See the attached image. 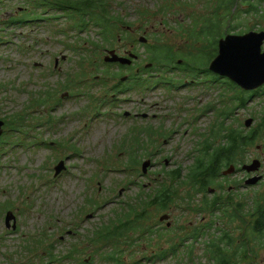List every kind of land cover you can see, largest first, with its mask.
Here are the masks:
<instances>
[{
	"label": "rangeland",
	"instance_id": "374dc122",
	"mask_svg": "<svg viewBox=\"0 0 264 264\" xmlns=\"http://www.w3.org/2000/svg\"><path fill=\"white\" fill-rule=\"evenodd\" d=\"M105 1L126 21V26L120 25L115 33L111 47L99 34L98 26L89 22L80 30L63 13L58 20L26 23L1 32L0 118H21L17 119V129L5 122L0 136V264H104L96 250V233L104 231L111 220L115 222L122 213L121 206L135 205L141 193H153L161 182V171L191 165L205 139L223 142V137L216 139L213 135L221 122L226 128L248 132L263 117V93L247 91L243 94L246 104L239 106L233 102L240 89H231L224 79L209 75L192 77L186 71L167 67L165 85L148 90H123L125 86H119L131 85L128 78L137 67L147 79L164 73L163 67H151L153 63L144 68L152 62L150 50L155 47L163 45L183 54L198 51L200 45L195 48L186 41L181 26L187 25L185 20L192 22L208 15L206 7L211 2L214 5V0H187L192 3L184 6L179 1L185 0ZM165 2L173 6L162 11ZM21 10L18 0H5L0 4V18L19 15ZM237 21L233 25L240 28L231 33L264 31V22L258 16L243 13ZM108 50L139 58L122 68L104 60ZM76 71L85 74L73 85L75 92L63 88L65 74ZM125 75L127 80L121 81ZM172 80L176 82L168 89ZM50 90L56 92L52 99L59 100L38 104L37 99ZM227 108L234 111L224 117L222 112ZM250 118L253 122L247 127L245 122ZM149 126L158 129L156 142H146L145 150L136 147V153L124 149L130 136L139 133L137 127ZM139 137L149 140L143 133ZM239 159L232 164L241 170L223 175L229 166L223 168L215 182L219 186L210 188L211 195L221 192V184L238 196L242 192L252 195L264 185V138L248 146ZM255 159L261 162L260 169L253 173L242 169ZM61 163L62 170L56 176L55 167ZM253 175L260 176L259 181L247 185L245 180ZM202 198L203 193L195 195L191 207L175 200L165 210L147 202L138 205L139 211L144 206L146 224L170 231L162 237L155 234L146 249L143 239L128 230L126 237L117 241L124 249V264H210L206 241L212 231L208 228L204 229L207 235L187 242L192 245L191 256L185 245L176 255L150 257L152 250L168 248L172 243L168 239L188 240L190 231L210 221L209 214L192 210ZM9 211L16 217L15 228L13 220L10 227L6 226ZM165 214L169 219L161 221ZM157 228L153 227L155 233ZM132 241L135 244L130 245ZM257 252L249 264H264V249Z\"/></svg>",
	"mask_w": 264,
	"mask_h": 264
},
{
	"label": "trees",
	"instance_id": "16d2710c",
	"mask_svg": "<svg viewBox=\"0 0 264 264\" xmlns=\"http://www.w3.org/2000/svg\"><path fill=\"white\" fill-rule=\"evenodd\" d=\"M4 1L0 0V4L4 3ZM185 1H179V4L184 6L192 3L191 1ZM214 1V5L211 2L206 7L209 12L208 15H202L192 22L185 20L184 22L187 25L185 27L181 26L182 34L187 35L186 41L192 42L195 48L200 45L198 51L189 50L183 54L174 53L172 48L163 45L162 47H155L153 50H150L149 60L153 62V68L158 70L163 67L165 69L164 73L153 79L144 78L139 73L132 74L133 76H130V79H128V83L131 84L129 87L120 83L119 86L124 85L125 88L123 90H132L134 88H147L146 90H148L160 84L165 85L166 69L167 67H171L186 71L192 77L202 74L203 76L209 75L224 79L229 83L231 89H240L230 79L212 73L208 69V65L217 54L218 39L240 28L233 24L243 16V13L246 16H258L264 22V0ZM18 2L22 6L19 15L12 14L6 19L0 18V25L4 24V27L0 26V36L2 35L1 32H4L3 30L8 27H16L26 23L37 25L42 22L58 20L64 17L63 13L73 19L74 27L80 30L87 28L89 22L98 26L100 29L99 34L103 37L104 42L111 47L113 40L116 39L115 33L120 30V25L126 23L122 17L115 14L117 12L110 9L105 0H18ZM171 6L173 5L165 2L161 5L160 9L167 11ZM51 12L54 14H51ZM142 13L146 12L140 11V14ZM73 15L76 17L73 18ZM86 17H89V20ZM179 23L184 25L181 21ZM239 23L241 25V22ZM186 46L188 47L189 44H186ZM179 59L182 60L181 63H178ZM120 66L122 68L125 67ZM84 74H80L78 71L74 74L71 72L65 74V82L62 87L75 92L73 85L76 84V81L81 80ZM112 76H116V73L112 74ZM145 80L147 81L144 82ZM175 82V80H172L168 89H171ZM256 92L264 94V88ZM244 93H247V91L240 89L239 93L236 94V102L233 103L239 104V106L245 105L247 99L243 96ZM55 95L56 92L50 90L45 93L44 97L37 99V103L44 104L50 102L53 97H56ZM52 100V103L55 104L59 98ZM233 111L234 109L227 108L222 114L225 113V117L227 114L232 115ZM15 117L12 115L4 116L2 120L9 127L14 128L16 123H18L17 119L21 118V116ZM137 128H139L137 129L139 133L137 135L132 134L129 142L124 147L128 152L136 153V147L144 148L145 150L146 142L150 144L156 142L154 136L158 132L157 128L153 129L151 126L144 127L143 129ZM15 129L17 128L15 127ZM141 133L146 135L149 140L145 138L140 139L139 134ZM158 134L162 135V132ZM213 135L216 139L223 137L224 141L216 144L217 141L213 142V140L209 141L205 139L191 165L186 168L178 165L176 168L161 171L159 174L161 182L153 189V193H141L138 196L140 200H137L135 205L127 203L126 206H121L122 213L115 222L111 220L103 227L104 231L101 229L96 233L98 242L96 250H99L100 254H102L101 262L104 264H124L123 257L121 256L124 249H121V243L117 241L120 238H125L128 230H132L135 236L138 235L139 238L143 239L144 244L147 246L146 249L151 245L150 240H153L155 234L162 237L170 231V229L164 227L158 229L155 226L146 224L144 206L140 207L143 210L139 211L137 210L138 205L147 202L149 206L165 210L168 207L170 208L175 200H178L179 202L187 203V206L191 207L195 201V195L199 193H203V198L200 200V203H196L192 210L209 214L210 221L195 228L194 231H190L187 234L191 236L188 237V240L179 239L178 241H174L175 238L168 239L169 242H172L169 244V247H158L157 250H152L150 257L156 259L166 258L170 254L176 255L181 246L185 245L188 249L187 254L191 256L192 245L187 242L190 239H198V236L207 235V232L204 231L206 228L209 229L208 231H212L209 240L206 241V255L210 264H249V261H253L257 256V250L264 249V185L262 184L261 188L254 190L252 195L242 192L238 196L233 190L222 184L220 185L221 192L219 194L215 193L211 195L212 192L210 190L211 187L219 186L215 182L222 176L221 170L223 168H227L232 163H238L240 160L239 156L243 154L248 146L264 138V114L261 121L248 132L237 128H226L224 123L221 122L213 129ZM133 160L134 158L132 157V163ZM238 170H241V168L236 169V171ZM113 223L115 224L113 225ZM153 227L157 228L156 233ZM197 230H201L200 234L197 233ZM133 243L134 241L130 245H133ZM52 247L54 248L53 244ZM53 262L54 260H50V263Z\"/></svg>",
	"mask_w": 264,
	"mask_h": 264
},
{
	"label": "water",
	"instance_id": "95a60500",
	"mask_svg": "<svg viewBox=\"0 0 264 264\" xmlns=\"http://www.w3.org/2000/svg\"><path fill=\"white\" fill-rule=\"evenodd\" d=\"M141 40L146 41L144 37ZM264 31H248L242 34L228 33L218 40V51L216 56L209 64V69L223 77H227L238 86L246 91L258 89L264 85ZM136 56L130 54V57L120 56L115 50H109L104 60L110 62H118L120 64H131L132 58ZM148 64L147 66H149ZM126 79V76L121 78ZM127 115V113H126ZM146 115V114H144ZM253 120L247 119L245 126H251ZM5 121L0 119V136L3 134ZM149 162L143 163V170L147 171ZM261 162L257 159L250 164H245L242 169L247 172H255L260 169ZM56 168V175L62 170V163ZM236 167L232 164L222 171L223 175L234 173ZM260 179L255 175L245 180L247 185H254ZM169 215L165 214L160 217L161 221L168 220ZM14 221L15 215L9 211L5 217L7 227H10V221ZM167 225H170L169 223Z\"/></svg>",
	"mask_w": 264,
	"mask_h": 264
},
{
	"label": "flooded vegetation",
	"instance_id": "af4514ba",
	"mask_svg": "<svg viewBox=\"0 0 264 264\" xmlns=\"http://www.w3.org/2000/svg\"><path fill=\"white\" fill-rule=\"evenodd\" d=\"M125 26H126V24H125ZM128 28L131 30V27H128ZM144 68H145V67H144ZM140 72H141V68H140V67H137V68H136V71L133 73V75H134V74H137V73L141 74ZM158 76H160V75H158ZM185 82L187 83L186 80H185Z\"/></svg>",
	"mask_w": 264,
	"mask_h": 264
}]
</instances>
